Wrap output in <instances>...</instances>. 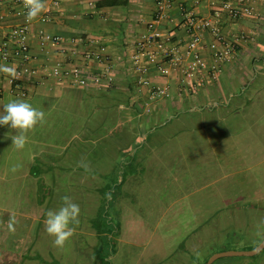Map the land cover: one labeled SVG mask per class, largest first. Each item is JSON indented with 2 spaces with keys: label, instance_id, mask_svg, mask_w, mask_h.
Here are the masks:
<instances>
[{
  "label": "rangeland",
  "instance_id": "1",
  "mask_svg": "<svg viewBox=\"0 0 264 264\" xmlns=\"http://www.w3.org/2000/svg\"><path fill=\"white\" fill-rule=\"evenodd\" d=\"M245 80L221 93L204 92L203 86L178 90L156 113L141 105L124 117L110 114L103 124L95 92L64 89L31 98L5 93L0 112L8 101L23 99L46 117L28 133L23 150L12 146L16 130L0 126V221L4 228L10 215L18 221L8 246L27 239L32 228L30 238L43 244L24 253L22 264H93L98 238L92 221L100 223L103 215L102 226L114 229L103 245L113 249L111 264H206L222 252L258 247L264 74ZM81 160L90 171L79 167ZM64 195L80 206V223L70 242L57 249L44 220ZM39 209L43 219L29 226L23 214ZM212 264H264V250Z\"/></svg>",
  "mask_w": 264,
  "mask_h": 264
},
{
  "label": "crops",
  "instance_id": "2",
  "mask_svg": "<svg viewBox=\"0 0 264 264\" xmlns=\"http://www.w3.org/2000/svg\"><path fill=\"white\" fill-rule=\"evenodd\" d=\"M160 1L61 0L58 4H54L53 0H47V11L41 14L36 21L27 23L30 29L31 65L37 69V73L34 76L24 75L17 87H13L8 82L11 75L0 72V99H3L5 93L31 98L35 95L56 96L61 94L64 89H79L90 94L95 92L102 102V104H96L97 110L100 109L96 115L100 118L98 119L100 124L108 122L107 119L110 114L123 116L128 109L141 107V105L146 107L149 89L137 84L133 58L137 56L140 65L146 67L145 76L150 79L151 84L159 85L168 79L162 77L147 62L144 54L137 49V44L144 34L151 30H157L166 40L167 46L172 50L174 49V53L186 55L188 35L184 27L182 9L209 19L218 25L222 36L229 43L238 42L233 58L227 62H220L215 51L209 48L201 51L204 68L209 69L216 65L222 67L221 76L218 80L207 81L203 85L204 92L221 93L226 85H243L245 79L251 74H264V0H247L246 2L239 0H174L168 17L155 22V14ZM226 3H229L232 9L239 11V14L237 16L232 15L224 7ZM245 7L252 10L251 15L244 13ZM16 8L20 7L15 6L13 0H3L0 5V9L6 15L4 26L0 28V48L4 40L3 28L5 26L26 23V13L18 16L15 13ZM48 14L51 15L50 19L46 18ZM39 30L51 35L80 41L76 48L71 49L77 53L72 60L80 65L88 63L90 70L94 72L101 70V64L92 59L83 61L81 54L96 53L104 48L103 55L113 65L115 83L111 87L102 88L90 85L81 88L71 85L67 79L47 78L45 69L47 67L50 71L53 58L64 59L65 57L62 55L63 53L58 52L61 51L59 48L51 45L49 47L52 52L49 55L40 52L37 36ZM212 40L213 37L206 32L204 34L206 45ZM55 50L60 53V56L56 54ZM0 64L10 66L16 72L21 70L19 59L14 56L6 60L1 59ZM221 79H223V83ZM180 80L181 75L178 72H173L168 80L173 94L181 90ZM168 102L169 99L153 104L151 111H155L156 108L159 109L163 105L167 106ZM117 120H119L118 124L124 123V119ZM40 211L39 209V212L33 211L23 214L24 218L31 221L29 226L32 227L37 223V220L43 219ZM8 213L10 212L6 214ZM1 224L0 221V264H22L25 261L24 253H30L35 251L33 249H39L42 246V242L30 238L32 228L27 232V239L18 240L14 248L12 245L8 246L11 232L4 228L6 224ZM30 259L36 260V257L33 255Z\"/></svg>",
  "mask_w": 264,
  "mask_h": 264
},
{
  "label": "built area",
  "instance_id": "3",
  "mask_svg": "<svg viewBox=\"0 0 264 264\" xmlns=\"http://www.w3.org/2000/svg\"><path fill=\"white\" fill-rule=\"evenodd\" d=\"M2 1L0 0V5ZM60 1L53 0L54 4H58ZM239 1L246 2L247 0ZM13 3L15 6L20 7L15 9L16 15L19 16L26 13L22 0H13ZM173 4L174 0H161L155 14V22L167 18ZM224 7L234 16L239 14V11L232 9L229 3H226ZM182 11L184 27L188 35L186 55L174 53V49L172 50L167 46L166 40L163 39V36L157 30H151L149 33L144 34L137 44V49L144 54L147 62L165 79L169 80L173 72L180 73V91H197L207 81L218 80L222 72V67L218 65L212 66L209 69L204 68V63L201 60V51L209 48L215 51L220 62H227L233 58V54L238 47V42L229 43L226 41L222 36L220 27L211 20L199 17L186 9H182ZM243 11L248 15L252 14V10L248 7H245ZM50 16L48 14L46 18L50 19ZM5 21L6 15L0 9V28L4 26ZM206 32L213 37L212 42L207 45L204 41V34ZM29 34L30 29L27 23L9 25L3 28L4 40L0 48V60H6L14 56L19 59L21 66V70L17 71L19 73L18 76L8 78V82L13 87H17L24 75L34 76L37 73V69L31 65L32 55L29 46ZM37 36L41 53L49 55L52 52L49 47L51 45L59 48L61 51L58 52L63 53L62 55L65 57H63L64 59H60L59 57L53 58L50 71L47 67L46 69L44 68L47 72L45 74L47 78L67 79L71 85L81 88H86L90 85L102 88L111 87L115 83L113 65L103 55L104 48H101L96 53L81 54L83 61L92 59L101 64V70L94 72L90 70L88 63L80 65L74 63L72 60L77 53L71 49L76 48L80 41L51 35L43 30H39ZM56 54L60 56V53L56 52ZM133 67L137 76V84L149 89L146 103L147 112H151L153 104L171 98V84L168 80L159 85L151 84L150 79L145 76L147 69L140 65L137 56L133 58Z\"/></svg>",
  "mask_w": 264,
  "mask_h": 264
},
{
  "label": "clouds",
  "instance_id": "4",
  "mask_svg": "<svg viewBox=\"0 0 264 264\" xmlns=\"http://www.w3.org/2000/svg\"><path fill=\"white\" fill-rule=\"evenodd\" d=\"M23 8L26 10L25 22L36 21L41 14L47 11V0H22ZM0 72L16 77L19 75L14 68L0 64ZM3 111L0 112V126H10L16 130V135H11L12 146L17 150H23L28 143V133L33 131L37 125L43 124L46 120L45 113L31 103L23 99H13L3 104ZM21 165L17 164L11 171H17ZM85 172L90 171V166L84 160L79 162ZM80 206L73 199L64 195L61 197V206L57 209H49L44 220L45 231L52 238L54 248L63 249L75 235L76 226L80 220ZM18 223L15 215H10L7 228L15 233V225ZM257 237L258 242L264 241V220L260 221Z\"/></svg>",
  "mask_w": 264,
  "mask_h": 264
},
{
  "label": "trees",
  "instance_id": "5",
  "mask_svg": "<svg viewBox=\"0 0 264 264\" xmlns=\"http://www.w3.org/2000/svg\"><path fill=\"white\" fill-rule=\"evenodd\" d=\"M103 215H99V220L100 223L98 222H94V220L92 221V225L97 233V238H98V244L95 246L94 248V252H93V264H111L110 261V257L113 254V249H109V250H105L104 248V242L105 239L108 238V234H106V232L108 233H112L114 232L113 228H110L108 231L102 226L101 224V220ZM94 222V223H93ZM119 232H116V235L118 236ZM109 241L111 242V240L109 239Z\"/></svg>",
  "mask_w": 264,
  "mask_h": 264
},
{
  "label": "water",
  "instance_id": "6",
  "mask_svg": "<svg viewBox=\"0 0 264 264\" xmlns=\"http://www.w3.org/2000/svg\"><path fill=\"white\" fill-rule=\"evenodd\" d=\"M263 250H264V241L258 247L250 251H242V252L241 251L239 252L228 251V252H222V253L216 254L206 264H212L215 259L220 258V257H225V256H255Z\"/></svg>",
  "mask_w": 264,
  "mask_h": 264
}]
</instances>
